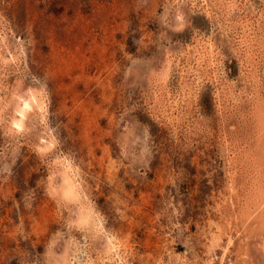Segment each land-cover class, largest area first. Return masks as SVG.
<instances>
[{
    "label": "rangeland",
    "instance_id": "obj_1",
    "mask_svg": "<svg viewBox=\"0 0 264 264\" xmlns=\"http://www.w3.org/2000/svg\"><path fill=\"white\" fill-rule=\"evenodd\" d=\"M263 121L264 0H0V264H264Z\"/></svg>",
    "mask_w": 264,
    "mask_h": 264
},
{
    "label": "bare ground",
    "instance_id": "obj_2",
    "mask_svg": "<svg viewBox=\"0 0 264 264\" xmlns=\"http://www.w3.org/2000/svg\"><path fill=\"white\" fill-rule=\"evenodd\" d=\"M38 102L37 101V99L34 97V96H22V95H20V101H17V106H16V108H15V112H16V114H17V116H14V118H13V124L15 125V126H17V127H20L21 128V126H23L24 125V121H25V118H26V115H27V111H29V110H31V109H33V107H34V105H35V103L36 102ZM259 101V100H258ZM36 106V105H35ZM261 112H262V110H261ZM260 115V114H259ZM262 116V115H261ZM259 118V117H258ZM262 118V117H261ZM262 120H263V118H262ZM261 120V121H262ZM264 122V121H263ZM256 179V178H255ZM70 181V180H69ZM256 182V181H255ZM73 183V182H72ZM232 183V182H231ZM68 185V184H67ZM255 185V184H254ZM68 187V186H67ZM258 187H261L262 188V186H258ZM257 187V188H258ZM66 188V187H65ZM69 188V187H68ZM66 189V193H71L70 191H72V189ZM256 188V189H257ZM253 190V189H252ZM259 191L260 190H258V193H259ZM64 192V191H63ZM256 192V191H255ZM235 194V193H234ZM263 195V191L261 190L260 191V196H262ZM263 197V196H262ZM229 200V199H228ZM229 203H231V202H229ZM236 206V205H235ZM259 209V208H258ZM258 209H253V211L255 212V214L253 215V216H255L258 212ZM248 211V210H247ZM247 211H246V213L245 214H247ZM251 211V210H250ZM262 214V216H259V218H257V221H255V220H249V230L250 229H252V231L255 233L256 231H254V229L253 228H250L251 226H255V228H262V229H264V208L263 209H260L259 210ZM241 212V211H240ZM259 212V213H260ZM248 213H250V212H248ZM241 214V213H240ZM82 215V214H81ZM89 215V214H88ZM243 215V214H242ZM241 215V216H242ZM251 215V214H250ZM252 216V215H251ZM88 218V217H87ZM86 219V218H85ZM244 227V226H243ZM258 230V229H257ZM249 232V231H248ZM260 232H263V231H260ZM245 234V239L244 240H246V239H248L249 241H251L250 239H252V237H254L253 235V233L251 234V233H244ZM249 234V235H248ZM107 239V238H106ZM111 239V238H110ZM232 241V240H231ZM247 241V240H246ZM110 242V241H109ZM112 243V242H111ZM109 244V243H108ZM108 244H107V246H108ZM248 244V243H247ZM109 248V247H108ZM66 251V250H65ZM67 255V254H66ZM63 257V256H62ZM223 257V256H222ZM64 260V259H63ZM68 260V259H67Z\"/></svg>",
    "mask_w": 264,
    "mask_h": 264
}]
</instances>
